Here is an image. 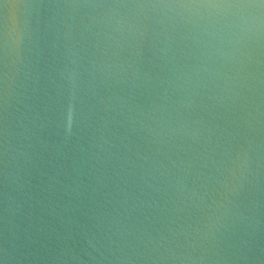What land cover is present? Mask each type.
Instances as JSON below:
<instances>
[{
	"label": "water",
	"instance_id": "95a60500",
	"mask_svg": "<svg viewBox=\"0 0 264 264\" xmlns=\"http://www.w3.org/2000/svg\"><path fill=\"white\" fill-rule=\"evenodd\" d=\"M237 3L0 0V264H264V27L203 7Z\"/></svg>",
	"mask_w": 264,
	"mask_h": 264
},
{
	"label": "clouds",
	"instance_id": "9594fccd",
	"mask_svg": "<svg viewBox=\"0 0 264 264\" xmlns=\"http://www.w3.org/2000/svg\"><path fill=\"white\" fill-rule=\"evenodd\" d=\"M203 7L225 9L215 23L237 35L249 32L256 26L264 27V11H256L257 9L264 10V0H259V4L237 3ZM90 90L91 84L83 79L82 74H74L60 85L58 95L61 103L58 128L63 123L65 132L71 134L73 128L78 127L82 119H91V108L87 113L84 111L85 98L89 95Z\"/></svg>",
	"mask_w": 264,
	"mask_h": 264
}]
</instances>
